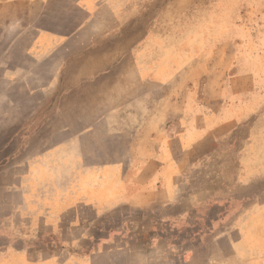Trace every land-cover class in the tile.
<instances>
[{"label": "rangeland", "instance_id": "rangeland-1", "mask_svg": "<svg viewBox=\"0 0 264 264\" xmlns=\"http://www.w3.org/2000/svg\"><path fill=\"white\" fill-rule=\"evenodd\" d=\"M0 264H264V0H0Z\"/></svg>", "mask_w": 264, "mask_h": 264}, {"label": "crops", "instance_id": "crops-1", "mask_svg": "<svg viewBox=\"0 0 264 264\" xmlns=\"http://www.w3.org/2000/svg\"><path fill=\"white\" fill-rule=\"evenodd\" d=\"M9 28H15L18 30L21 29V31L23 30L21 26H18V23L14 24L13 26H10ZM86 36H90V32L88 31V29H86V32H83ZM39 41L38 44L41 45V49L45 48V43L49 42V41H62V38L60 37V35H58L57 32L55 31H49V30H40L36 37L31 39V41ZM170 188V186H169Z\"/></svg>", "mask_w": 264, "mask_h": 264}]
</instances>
